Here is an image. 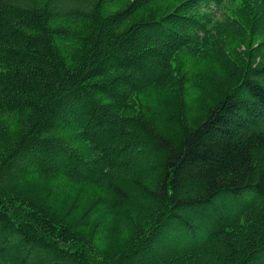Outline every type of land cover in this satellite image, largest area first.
<instances>
[{
  "label": "trees",
  "instance_id": "16d2710c",
  "mask_svg": "<svg viewBox=\"0 0 264 264\" xmlns=\"http://www.w3.org/2000/svg\"><path fill=\"white\" fill-rule=\"evenodd\" d=\"M118 1L0 0V178L25 159L52 156L101 183L124 227L144 206L158 223L134 249L100 262L68 235L41 230L39 239L6 209L0 185V264H143L140 253L144 264H200L191 260L205 252L221 256L216 264H264L263 69L214 86L195 122L176 102L165 136L124 111L133 93L170 79L178 51L202 48L222 0L131 23L136 10L161 0L110 13ZM70 129L95 148L89 161L65 139ZM158 228L160 238L179 230L181 242L151 241ZM153 245L170 256L153 255Z\"/></svg>",
  "mask_w": 264,
  "mask_h": 264
},
{
  "label": "rangeland",
  "instance_id": "374dc122",
  "mask_svg": "<svg viewBox=\"0 0 264 264\" xmlns=\"http://www.w3.org/2000/svg\"><path fill=\"white\" fill-rule=\"evenodd\" d=\"M193 1L161 0L136 10L129 23L166 17ZM132 2L119 0L110 13L127 11ZM215 10L210 33L201 37L202 48L178 51L172 60L170 79L164 85H147L133 93L124 115L139 116L165 136H170L173 127L165 122V118L176 102L185 105L188 118L195 122L201 116L202 105L216 97L214 86L236 85L251 68L264 71V0H222ZM259 78L264 82V75ZM64 137L70 141L73 152L85 161L92 158L95 148L82 139L78 129L67 130ZM25 160L0 178V185L5 189L6 209L13 208L39 239L41 230H48L55 236L68 235L70 240L88 244L98 252L102 262L134 249L144 240L145 232L158 223L157 214L144 206L142 213H129L131 223L124 227L128 220L125 223L113 216L108 192L101 183L92 182L81 170L80 173L74 171L52 156L44 165ZM219 205L225 209L223 203L219 202ZM18 224L24 227V223ZM156 232L151 241L181 242L179 230H170L167 238H160L162 231L159 228ZM151 251L153 255L163 254V257L170 256L171 252L154 245ZM217 257L221 256L205 252L204 255L195 254L191 262L216 264ZM139 258L144 264L148 256L140 253Z\"/></svg>",
  "mask_w": 264,
  "mask_h": 264
},
{
  "label": "bare ground",
  "instance_id": "6f19581e",
  "mask_svg": "<svg viewBox=\"0 0 264 264\" xmlns=\"http://www.w3.org/2000/svg\"><path fill=\"white\" fill-rule=\"evenodd\" d=\"M161 51V50H160ZM155 62V61H154ZM67 144V143H66ZM33 153V152H32ZM31 154V153H30ZM31 157V156H30ZM40 159V158H39ZM36 160V159H35ZM44 162H45V160H44ZM38 163V162H37ZM43 165H44V163H42ZM49 165V164H48ZM41 166V165H40ZM47 169V168H46Z\"/></svg>",
  "mask_w": 264,
  "mask_h": 264
}]
</instances>
